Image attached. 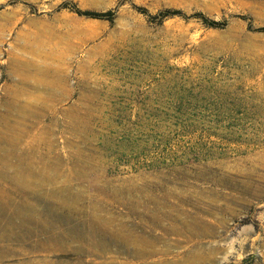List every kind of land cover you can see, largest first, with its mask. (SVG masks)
Segmentation results:
<instances>
[{"label": "rangeland", "instance_id": "rangeland-1", "mask_svg": "<svg viewBox=\"0 0 264 264\" xmlns=\"http://www.w3.org/2000/svg\"><path fill=\"white\" fill-rule=\"evenodd\" d=\"M262 27L264 0H0V264H264ZM24 164L56 178L17 191Z\"/></svg>", "mask_w": 264, "mask_h": 264}, {"label": "bare ground", "instance_id": "bare-ground-1", "mask_svg": "<svg viewBox=\"0 0 264 264\" xmlns=\"http://www.w3.org/2000/svg\"><path fill=\"white\" fill-rule=\"evenodd\" d=\"M40 71L43 74L45 72V71H42V70H40ZM54 176L55 175H53V174H46L45 172L44 173L43 172H38V173H35V175H34V174L31 173V167L28 164H26V165L24 164L20 168L17 167V168L14 169L12 179H13V181L15 183V190L23 192V183H26L29 186L25 190V193L30 192V191H31V193H35L34 192L35 190L36 191L37 190H42V192H43L44 188L46 189L45 186L49 185L47 183L53 181L54 178H56ZM31 177H33V178L31 179ZM33 179L35 180V182L33 181ZM49 189L53 190V188H49ZM48 192H50V191H48ZM45 193H46V191H45ZM194 232H199V229L198 230L195 229ZM123 241H121L120 243H122ZM138 241L140 242L141 245L139 246V248L131 250L130 253L132 255L136 256V257H142V256H144V255H146L147 253L150 252V251H147L146 248H145V247H148L149 245L143 239H139ZM144 245H148V246H145L143 248ZM102 246H104V245H102Z\"/></svg>", "mask_w": 264, "mask_h": 264}, {"label": "trees", "instance_id": "trees-1", "mask_svg": "<svg viewBox=\"0 0 264 264\" xmlns=\"http://www.w3.org/2000/svg\"><path fill=\"white\" fill-rule=\"evenodd\" d=\"M78 14L84 15V16H89V17H95V18H105L109 13L108 12H92V11H81L79 9L75 10ZM173 14V12L169 11H161L159 12L160 17H165L168 15ZM206 22V21H205ZM211 24H215V22L210 21ZM262 30H264V27H262Z\"/></svg>", "mask_w": 264, "mask_h": 264}]
</instances>
